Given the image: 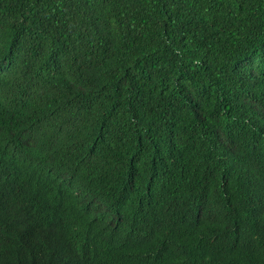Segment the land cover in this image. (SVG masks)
I'll list each match as a JSON object with an SVG mask.
<instances>
[{"label": "trees", "instance_id": "trees-1", "mask_svg": "<svg viewBox=\"0 0 264 264\" xmlns=\"http://www.w3.org/2000/svg\"><path fill=\"white\" fill-rule=\"evenodd\" d=\"M0 264H264V0H0Z\"/></svg>", "mask_w": 264, "mask_h": 264}, {"label": "clouds", "instance_id": "clouds-1", "mask_svg": "<svg viewBox=\"0 0 264 264\" xmlns=\"http://www.w3.org/2000/svg\"><path fill=\"white\" fill-rule=\"evenodd\" d=\"M85 249H86L85 246H83L80 250H85ZM72 250L78 251V249H76L75 247Z\"/></svg>", "mask_w": 264, "mask_h": 264}]
</instances>
